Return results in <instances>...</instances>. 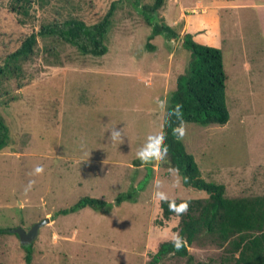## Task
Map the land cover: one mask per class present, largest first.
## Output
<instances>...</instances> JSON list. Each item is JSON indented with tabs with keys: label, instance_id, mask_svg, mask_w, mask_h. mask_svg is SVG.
<instances>
[{
	"label": "rangeland",
	"instance_id": "1",
	"mask_svg": "<svg viewBox=\"0 0 264 264\" xmlns=\"http://www.w3.org/2000/svg\"><path fill=\"white\" fill-rule=\"evenodd\" d=\"M11 2L0 0V66L42 24L76 18L93 26L113 2L116 9L103 56L37 37L23 74L0 83V118L8 129L0 150V264H26L14 230L28 231L45 219L30 244L31 264H146L159 244L173 240L179 218L159 224L154 181H162L159 190L169 200L203 194L182 183L174 187L162 161H154L144 183L148 170L134 161L146 138L162 130L159 102H167L190 55L184 34L221 51L229 112L225 125L185 123V150L201 178L223 185L226 197L264 195V0H163L150 26L142 11L155 0H49L43 8L34 0L27 16L14 13ZM155 25L173 27L179 38L148 41ZM114 127L122 144L109 141ZM36 166L42 174H30ZM29 181L34 184L25 194ZM130 188L136 201L116 205ZM83 197L110 207L58 214ZM188 251L195 264H213L221 253L205 236ZM161 264L187 263L169 257Z\"/></svg>",
	"mask_w": 264,
	"mask_h": 264
},
{
	"label": "trees",
	"instance_id": "2",
	"mask_svg": "<svg viewBox=\"0 0 264 264\" xmlns=\"http://www.w3.org/2000/svg\"><path fill=\"white\" fill-rule=\"evenodd\" d=\"M48 1L39 0V8L49 4ZM33 3L34 0H12L10 6L14 13L27 16ZM162 4L163 0H155L151 8L143 9V18L149 26L150 14L156 13ZM115 9L113 2L106 14L93 26H87L76 18L66 19L61 25L57 22L42 24L37 34L31 33L26 36L19 47L5 57L0 66V83L23 74L24 65L34 56L37 37H56L74 46L82 55L103 56L107 52L104 42ZM59 26H63V29L58 30ZM158 35L179 38L173 27L155 25L152 26L148 41ZM182 47L189 51L190 55L183 72L176 79L175 89L168 97L167 111L170 112L180 105L185 123L199 126L225 125L229 120V112L226 106V75L221 51L195 43L188 34L182 36ZM146 48L153 50L154 46L147 43ZM176 124L175 116L168 119L165 112L162 130L166 133L164 145L168 152L161 165L168 170L178 169L182 186L188 190L201 192L203 196L181 201H160L159 224L169 221L171 217H178L176 231L182 238V246L177 249L173 240L162 242L146 264H161L169 257L185 258L187 264H195L188 248L198 243L199 238L203 236L221 251L218 261L213 264H264V195L228 198L225 196L223 185L203 180L193 156L186 152L182 141L177 140L172 134V128ZM7 143L8 129L0 118V150ZM153 164L154 161L149 163L134 161L135 166H142L148 170L144 183L153 173ZM136 192V189L130 188L116 198L115 204L135 202ZM171 201H175L177 205L187 202L188 211L183 215L170 211ZM109 207V204L102 199L83 197L72 207L59 211L58 214H72L85 208L105 212ZM3 232L5 231L0 229V235ZM22 248L25 252L26 264H31L32 246H22Z\"/></svg>",
	"mask_w": 264,
	"mask_h": 264
},
{
	"label": "clouds",
	"instance_id": "3",
	"mask_svg": "<svg viewBox=\"0 0 264 264\" xmlns=\"http://www.w3.org/2000/svg\"><path fill=\"white\" fill-rule=\"evenodd\" d=\"M159 107L161 108V110L166 112V116L168 119L175 116L177 120V124L175 127L172 128V134L176 136L177 140H182L186 135V124L182 118L181 106L177 105L172 111L169 112L167 111V102L160 101ZM109 133H110L109 141L113 143L118 142L120 144L124 142L122 131L120 129L114 127L111 129ZM165 139H166V133L163 130H161L157 134L149 135L146 138L145 144L137 150L136 153L137 158L142 163L165 160L168 152L167 147L164 145ZM43 171L44 169L42 166H36L33 172L30 174L40 175L43 173ZM170 171L174 175L173 186L179 187L181 185V179H182L179 175V170L173 168L170 169ZM33 184L34 181H29L28 185L25 188V194L31 190ZM153 187H154L153 198L159 201L168 202L169 200L168 195L165 192L159 190L163 187L162 181L160 180L154 181ZM188 207L189 205L187 202H182L178 205L175 203V201H171L169 203V210L177 213V215H183L184 213H186L188 211ZM173 242L177 249L182 246V238L179 236L178 233L173 234Z\"/></svg>",
	"mask_w": 264,
	"mask_h": 264
},
{
	"label": "water",
	"instance_id": "4",
	"mask_svg": "<svg viewBox=\"0 0 264 264\" xmlns=\"http://www.w3.org/2000/svg\"><path fill=\"white\" fill-rule=\"evenodd\" d=\"M47 223L48 219H45L34 224L28 231L19 228L14 230V232L18 234L22 246H29L37 238L39 229Z\"/></svg>",
	"mask_w": 264,
	"mask_h": 264
}]
</instances>
